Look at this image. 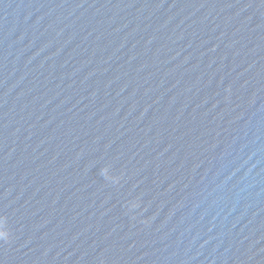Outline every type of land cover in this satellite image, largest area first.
I'll use <instances>...</instances> for the list:
<instances>
[{"label": "water", "instance_id": "water-1", "mask_svg": "<svg viewBox=\"0 0 264 264\" xmlns=\"http://www.w3.org/2000/svg\"><path fill=\"white\" fill-rule=\"evenodd\" d=\"M0 264H264V0H0Z\"/></svg>", "mask_w": 264, "mask_h": 264}, {"label": "snow or ice", "instance_id": "snow-or-ice-1", "mask_svg": "<svg viewBox=\"0 0 264 264\" xmlns=\"http://www.w3.org/2000/svg\"><path fill=\"white\" fill-rule=\"evenodd\" d=\"M3 238V233H0V239H2Z\"/></svg>", "mask_w": 264, "mask_h": 264}]
</instances>
